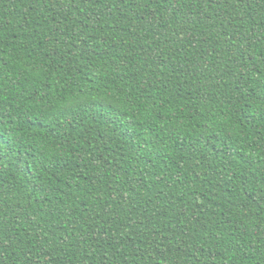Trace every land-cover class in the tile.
I'll return each instance as SVG.
<instances>
[{
  "label": "trees",
  "instance_id": "trees-1",
  "mask_svg": "<svg viewBox=\"0 0 264 264\" xmlns=\"http://www.w3.org/2000/svg\"><path fill=\"white\" fill-rule=\"evenodd\" d=\"M0 264H264V0H0Z\"/></svg>",
  "mask_w": 264,
  "mask_h": 264
}]
</instances>
